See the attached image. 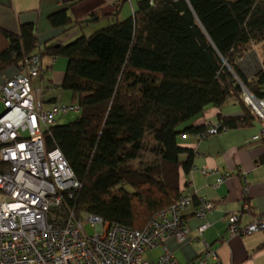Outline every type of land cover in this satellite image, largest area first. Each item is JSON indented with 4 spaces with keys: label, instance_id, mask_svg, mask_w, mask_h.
Here are the masks:
<instances>
[{
    "label": "trees",
    "instance_id": "1",
    "mask_svg": "<svg viewBox=\"0 0 264 264\" xmlns=\"http://www.w3.org/2000/svg\"><path fill=\"white\" fill-rule=\"evenodd\" d=\"M97 19L72 20L67 8L47 17L50 26L67 29ZM262 40L264 0H135L128 17L67 43L40 44L31 22L17 32L0 27V71L34 54L63 57L59 87L81 107L73 121L43 132L45 146L62 152L80 183L63 193L56 213H90L141 229L175 203L195 154L178 136L206 129L183 124L231 97L241 114H218L222 126L261 121L243 97L246 90L264 101V53L251 78L237 61Z\"/></svg>",
    "mask_w": 264,
    "mask_h": 264
},
{
    "label": "built area",
    "instance_id": "2",
    "mask_svg": "<svg viewBox=\"0 0 264 264\" xmlns=\"http://www.w3.org/2000/svg\"><path fill=\"white\" fill-rule=\"evenodd\" d=\"M43 70L40 56L34 54L0 83V264H180L163 242L168 237L181 242L189 233L182 212L193 200L181 191L175 203L153 214L141 229L90 213L79 217L73 212L63 217L56 213L63 193H71L80 183L62 152L45 146L43 132L55 126L58 117L79 113L81 107L75 102H53L45 107L41 83L35 86ZM243 99L264 122V101L246 90ZM204 124L206 129L196 134L199 139L228 130L220 123ZM252 140L264 145V127ZM257 164L264 166V160ZM198 171L215 173V185L226 176L207 167ZM212 208L210 201L200 199L193 216L202 219ZM249 209V202L244 201L241 210ZM238 222L239 213L227 216L229 234L264 232V212L253 213L243 227ZM87 224L92 234L86 231ZM205 227L202 224L198 231L202 233ZM157 247L162 251L155 260L143 257L145 251ZM187 264L225 263L217 250L206 245L202 255Z\"/></svg>",
    "mask_w": 264,
    "mask_h": 264
},
{
    "label": "crops",
    "instance_id": "3",
    "mask_svg": "<svg viewBox=\"0 0 264 264\" xmlns=\"http://www.w3.org/2000/svg\"><path fill=\"white\" fill-rule=\"evenodd\" d=\"M127 0H0V27L17 32L22 23L35 24L37 38L40 44L48 40H59L67 43L79 34H91L94 30L120 19L121 16H129L133 6L125 10ZM61 8H67L72 20L82 19L94 14L98 18L91 23H84L72 27H52L47 21L50 13ZM115 13L116 16L114 15ZM127 13V14H126ZM126 14V15H124ZM127 16V17H128ZM100 27V28H101ZM79 28V31H76ZM95 28L87 33V29ZM264 53V40L252 43L237 61L240 73L251 78L262 65ZM43 77L36 81L44 80L50 86L60 85L65 65L56 73L52 72L53 63L57 58L43 57ZM15 73L12 68L9 73H0V83L6 77ZM42 86V84H41ZM46 88H50L49 86ZM45 107L56 102V97L50 95L44 99ZM236 116L241 114L238 101L231 97L219 108L208 106L204 111L181 127L192 124L205 126V122L219 123L217 116ZM262 127L263 121H254L249 126L228 129L199 139L196 134L185 133L178 136L181 146L194 150L193 164L196 170H190L182 179L184 185L181 192L191 196L193 203L182 212V217L189 226V233L185 239L178 242L174 237H168L163 246L171 252L180 264L196 261L204 252L207 245L217 250L225 264H264V232H255L250 235H237L228 233L227 216L231 213H239L238 226L243 227L249 223L253 213L264 212V166H259L264 156V145L261 141H253L252 137ZM207 167L209 170H218L226 175L225 179L215 185L217 175L209 172L201 174L198 168ZM208 200L213 204L212 210L202 219L193 216V208L198 200ZM249 202V210H241L243 202ZM206 224L202 233L198 228ZM161 250V247L155 248ZM155 249L147 252H153ZM156 259V258H155Z\"/></svg>",
    "mask_w": 264,
    "mask_h": 264
},
{
    "label": "rangeland",
    "instance_id": "4",
    "mask_svg": "<svg viewBox=\"0 0 264 264\" xmlns=\"http://www.w3.org/2000/svg\"><path fill=\"white\" fill-rule=\"evenodd\" d=\"M134 6L135 4V0H127L126 3H125V9H123V12L126 10H129L128 8L131 6ZM127 14V13H126ZM124 14V15H126ZM128 16V15H127ZM127 16H121L120 19H124L126 18ZM102 25L100 26H97L96 28H100ZM77 30L76 31H79V28H76ZM95 28H90V29H87V33H90L94 30ZM66 61L63 57H58L57 58V61L56 63H53V68H52V72L53 73H56L57 71H59V69L61 70V68L63 67V64L65 65ZM12 68H9V69H6L4 71H0V73L2 74H6V73H9V71H11ZM47 76L45 77L44 80H41V81H36L35 82V86L36 87H39L40 83L42 84V90H43V98L46 99V97L50 96V95H54L56 97V103H67L71 100V92L68 91V90H64V89H61L60 87L58 86H50L48 83H47ZM50 87V88H46V87ZM45 105H48V104H45ZM3 110L1 104H0V112ZM79 116V113H68V114H65V115H62L60 117H58L57 119V124H65V123H68L70 121H73L74 119H76L77 117ZM149 148V147H148ZM148 157L147 154L143 155V160H146ZM86 231L89 233V234H92L94 232L93 228L87 224L86 225ZM162 249L161 250H157L155 249L153 252H147L145 251L143 253V257L147 260H150V261H153L155 260V258L161 253Z\"/></svg>",
    "mask_w": 264,
    "mask_h": 264
}]
</instances>
